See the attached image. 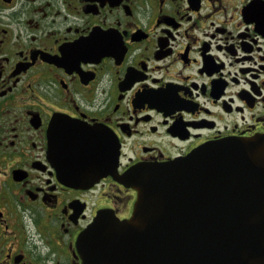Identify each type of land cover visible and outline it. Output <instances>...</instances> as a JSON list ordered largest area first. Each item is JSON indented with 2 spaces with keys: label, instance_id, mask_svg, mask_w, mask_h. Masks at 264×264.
I'll return each mask as SVG.
<instances>
[{
  "label": "flooded vegetation",
  "instance_id": "af4514ba",
  "mask_svg": "<svg viewBox=\"0 0 264 264\" xmlns=\"http://www.w3.org/2000/svg\"><path fill=\"white\" fill-rule=\"evenodd\" d=\"M58 120L117 145L80 184L49 156ZM264 135V0H0V264H83L99 213L130 217L134 167Z\"/></svg>",
  "mask_w": 264,
  "mask_h": 264
},
{
  "label": "water",
  "instance_id": "95a60500",
  "mask_svg": "<svg viewBox=\"0 0 264 264\" xmlns=\"http://www.w3.org/2000/svg\"><path fill=\"white\" fill-rule=\"evenodd\" d=\"M89 126L58 120L49 156L72 184L113 174ZM136 199L130 217L99 213L76 241L83 264H264V135L210 141L186 156L120 177Z\"/></svg>",
  "mask_w": 264,
  "mask_h": 264
}]
</instances>
